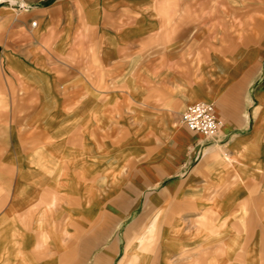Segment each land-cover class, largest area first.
<instances>
[{
  "label": "crops",
  "instance_id": "obj_1",
  "mask_svg": "<svg viewBox=\"0 0 264 264\" xmlns=\"http://www.w3.org/2000/svg\"><path fill=\"white\" fill-rule=\"evenodd\" d=\"M0 264H264V0H0Z\"/></svg>",
  "mask_w": 264,
  "mask_h": 264
},
{
  "label": "built area",
  "instance_id": "obj_2",
  "mask_svg": "<svg viewBox=\"0 0 264 264\" xmlns=\"http://www.w3.org/2000/svg\"><path fill=\"white\" fill-rule=\"evenodd\" d=\"M32 23L36 25L35 21ZM181 121L190 131L207 137L214 136L220 126L214 105L206 102L188 106L182 114Z\"/></svg>",
  "mask_w": 264,
  "mask_h": 264
}]
</instances>
